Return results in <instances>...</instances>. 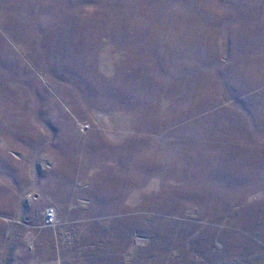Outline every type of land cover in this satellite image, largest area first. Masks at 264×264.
Here are the masks:
<instances>
[{
	"label": "rangeland",
	"instance_id": "rangeland-1",
	"mask_svg": "<svg viewBox=\"0 0 264 264\" xmlns=\"http://www.w3.org/2000/svg\"><path fill=\"white\" fill-rule=\"evenodd\" d=\"M57 262L264 264V0H0V264Z\"/></svg>",
	"mask_w": 264,
	"mask_h": 264
},
{
	"label": "built area",
	"instance_id": "built-area-1",
	"mask_svg": "<svg viewBox=\"0 0 264 264\" xmlns=\"http://www.w3.org/2000/svg\"><path fill=\"white\" fill-rule=\"evenodd\" d=\"M56 211L54 207H49L45 210V223L50 226H55L57 224ZM53 264H58L53 263Z\"/></svg>",
	"mask_w": 264,
	"mask_h": 264
}]
</instances>
